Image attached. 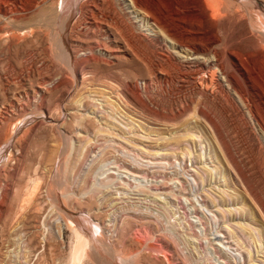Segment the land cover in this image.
I'll return each instance as SVG.
<instances>
[{
	"label": "rangeland",
	"instance_id": "rangeland-1",
	"mask_svg": "<svg viewBox=\"0 0 264 264\" xmlns=\"http://www.w3.org/2000/svg\"><path fill=\"white\" fill-rule=\"evenodd\" d=\"M222 1L234 49L264 54V0ZM121 8L0 0V264H264V131L212 96L162 95Z\"/></svg>",
	"mask_w": 264,
	"mask_h": 264
},
{
	"label": "bare ground",
	"instance_id": "bare-ground-1",
	"mask_svg": "<svg viewBox=\"0 0 264 264\" xmlns=\"http://www.w3.org/2000/svg\"><path fill=\"white\" fill-rule=\"evenodd\" d=\"M119 1L124 5L121 10H126V13L121 15L117 14L114 9V13L119 19L115 22H118L124 37L122 42L130 46L135 56H140L153 73L157 71L162 74L160 77L162 95L165 94V96L170 97L176 91L190 89L199 92L200 97L202 96L205 101L212 96L219 102L222 113L230 110L239 118V122L246 130L250 128L251 120L248 119H254L264 131V103L261 96V92H264V66L262 67L264 54L261 51H249L243 55L234 49L235 43L231 40L228 28V22L231 18L214 19L215 16L222 15L221 6L224 1ZM209 11L212 15L209 14ZM141 15L145 24L140 22ZM218 31L222 32V37L219 36ZM100 36L96 42L94 41L93 48L91 47L93 49V62H97L96 55L102 54L97 52L105 45L104 42H98ZM246 36L247 39H253L249 33ZM114 41L116 43L114 45L110 40L106 42L109 45L108 49L105 50L110 54H116L117 49L121 50L118 39ZM90 53L92 54V52ZM204 71L208 73L209 79L204 77L199 79L203 83H208V80L214 83L216 85L215 92L207 94L206 90L198 88L195 75L197 76ZM254 80L258 83L259 88H257ZM243 108L247 109L248 116L245 115ZM176 111L180 113L179 110ZM201 112L208 116L211 126L217 129L213 119L205 111L202 110ZM75 232L77 246L73 247L72 258L74 259L80 256L82 248L87 244V236L81 234L77 229Z\"/></svg>",
	"mask_w": 264,
	"mask_h": 264
}]
</instances>
